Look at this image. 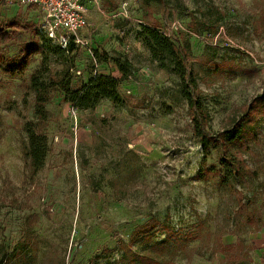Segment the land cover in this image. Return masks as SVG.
Segmentation results:
<instances>
[{"label":"rangeland","instance_id":"374dc122","mask_svg":"<svg viewBox=\"0 0 264 264\" xmlns=\"http://www.w3.org/2000/svg\"><path fill=\"white\" fill-rule=\"evenodd\" d=\"M88 8L83 43L47 51L50 74L70 76L72 91L111 77L118 98L82 110L56 93L47 108L50 151L36 175L24 127L41 57L16 78L0 69V264H123L120 240L129 245L151 218L196 235L172 264H264V125L240 153L251 169L244 178L200 180L204 153L181 80L140 38L153 25L189 43L188 66L216 135L264 95V0H96ZM37 13L0 0V27L21 25L6 55L37 40ZM207 165L222 169L217 150ZM152 234L166 235L160 227Z\"/></svg>","mask_w":264,"mask_h":264},{"label":"trees","instance_id":"16d2710c","mask_svg":"<svg viewBox=\"0 0 264 264\" xmlns=\"http://www.w3.org/2000/svg\"><path fill=\"white\" fill-rule=\"evenodd\" d=\"M18 28H21V25L16 22L0 27V69L8 77L16 78L28 71L37 57H41L40 70L31 76L28 86L34 94L33 117L24 127L27 136L25 155L30 161L32 174L36 175L45 167L50 151L46 132L49 121L47 108L55 94L68 95V100L75 107L86 110L93 108L101 99L116 100L119 83L116 79L102 75L92 79L82 89L72 91L70 76L58 79L50 74L47 51L64 53L77 46L72 44L67 49H62L46 34L34 28L37 40L20 43L17 54L8 56L3 49L15 40L18 35L15 30ZM140 38L160 67H173L174 74L181 80L182 94L192 114L193 135L204 153L203 167L198 173V178L206 180L211 174H216L219 176L220 186H229L231 180L244 178L251 169L240 153L248 148L249 142L256 140L260 133L258 129L264 125V95L247 105L230 129L212 135L208 130L210 119L208 109L200 95L197 80L188 66L192 56L189 43H181L170 35L161 33L153 25L142 26ZM211 150L218 151L222 169L207 165V157ZM158 227L166 234L164 239L152 234ZM195 238L194 232L182 235L179 231L167 228L155 218H151L132 233L129 245L120 240L123 264H169V262L172 264L178 251ZM135 241H139L136 248Z\"/></svg>","mask_w":264,"mask_h":264},{"label":"built area","instance_id":"2783aa9c","mask_svg":"<svg viewBox=\"0 0 264 264\" xmlns=\"http://www.w3.org/2000/svg\"><path fill=\"white\" fill-rule=\"evenodd\" d=\"M38 13L40 25L35 29L46 34L54 44L67 49L83 42L79 34L89 26L88 5L96 0H19Z\"/></svg>","mask_w":264,"mask_h":264},{"label":"crops","instance_id":"0c3cea01","mask_svg":"<svg viewBox=\"0 0 264 264\" xmlns=\"http://www.w3.org/2000/svg\"><path fill=\"white\" fill-rule=\"evenodd\" d=\"M89 5H91V3H90ZM89 5H88V6H89Z\"/></svg>","mask_w":264,"mask_h":264}]
</instances>
